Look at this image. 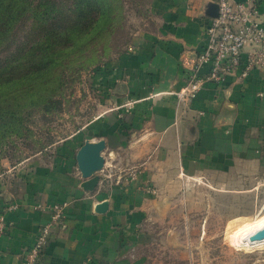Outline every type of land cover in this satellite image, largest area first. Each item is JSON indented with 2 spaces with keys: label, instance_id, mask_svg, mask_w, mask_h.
<instances>
[{
  "label": "crops",
  "instance_id": "0c3cea01",
  "mask_svg": "<svg viewBox=\"0 0 264 264\" xmlns=\"http://www.w3.org/2000/svg\"><path fill=\"white\" fill-rule=\"evenodd\" d=\"M256 3L264 23V0ZM218 9L216 0H153L156 31L135 34L110 68L114 90L122 93L97 127L96 142H106L99 184L92 192L82 188L68 149L54 163L30 166L16 184L0 182V264H24L55 204L64 206L65 217L40 264H157L142 252L151 243L149 228L174 227L169 213L191 187L227 180L262 186L264 69L208 83L190 102L176 96ZM134 169L136 179L128 177ZM103 202L108 210L98 213Z\"/></svg>",
  "mask_w": 264,
  "mask_h": 264
},
{
  "label": "rangeland",
  "instance_id": "374dc122",
  "mask_svg": "<svg viewBox=\"0 0 264 264\" xmlns=\"http://www.w3.org/2000/svg\"><path fill=\"white\" fill-rule=\"evenodd\" d=\"M123 2V29L105 41L110 45L107 52L99 46L97 64L101 71L95 69L97 66L80 70L77 77L69 80L58 112L48 115L34 112L27 116L22 135L0 143V182L16 184L30 166L36 162L54 163L55 158H64L66 149L77 156L86 142H96L102 135L97 128L99 121L117 106L115 97L122 93L114 90L109 69L127 50L135 34L157 29L150 5L140 11ZM35 33L32 19L20 22L0 52V60ZM138 172L131 170L128 177L136 179ZM252 182L245 180L237 187L233 180H227L222 181V186L200 183L191 187L188 199L181 197L176 210L169 213L174 227L149 228L151 243L142 252L147 251L157 264H264V247L248 248L243 242L253 222L264 216V178L256 190L252 189Z\"/></svg>",
  "mask_w": 264,
  "mask_h": 264
},
{
  "label": "trees",
  "instance_id": "16d2710c",
  "mask_svg": "<svg viewBox=\"0 0 264 264\" xmlns=\"http://www.w3.org/2000/svg\"><path fill=\"white\" fill-rule=\"evenodd\" d=\"M123 1L0 0V52L23 20L32 19L36 31L0 60V143L22 135L34 112H58L69 80L80 70L101 69L99 46L107 52L105 41L123 29ZM125 1L138 10L153 3Z\"/></svg>",
  "mask_w": 264,
  "mask_h": 264
},
{
  "label": "built area",
  "instance_id": "2783aa9c",
  "mask_svg": "<svg viewBox=\"0 0 264 264\" xmlns=\"http://www.w3.org/2000/svg\"><path fill=\"white\" fill-rule=\"evenodd\" d=\"M218 15L207 30L208 40L188 67V81L176 93L180 102H190L208 84L220 85L230 76L248 75L254 69H264V23L259 17L256 0L231 3L216 0ZM208 68L206 75L202 70ZM64 206L51 207L50 220L41 228L35 243L25 254L24 264H40L41 256L53 230L63 223ZM0 219V231L4 230Z\"/></svg>",
  "mask_w": 264,
  "mask_h": 264
},
{
  "label": "water",
  "instance_id": "95a60500",
  "mask_svg": "<svg viewBox=\"0 0 264 264\" xmlns=\"http://www.w3.org/2000/svg\"><path fill=\"white\" fill-rule=\"evenodd\" d=\"M218 15V14H217ZM106 149L105 140L97 142H86L78 151L76 160L78 169L85 180L82 183V188L87 192L95 190L99 184V176L97 173L101 172L105 167V157L103 153ZM108 203L103 202L96 207L98 213H104L108 210ZM251 243H260L264 241V228L252 234L249 238Z\"/></svg>",
  "mask_w": 264,
  "mask_h": 264
},
{
  "label": "bare ground",
  "instance_id": "6f19581e",
  "mask_svg": "<svg viewBox=\"0 0 264 264\" xmlns=\"http://www.w3.org/2000/svg\"><path fill=\"white\" fill-rule=\"evenodd\" d=\"M264 228V216L257 219L253 222L252 227L248 229L243 237L244 246L248 248H258V247H264V241L260 243H251L249 238L252 234L257 232L258 230Z\"/></svg>",
  "mask_w": 264,
  "mask_h": 264
}]
</instances>
